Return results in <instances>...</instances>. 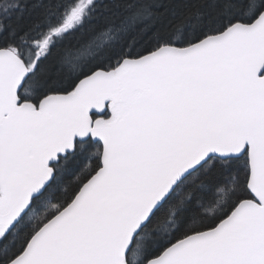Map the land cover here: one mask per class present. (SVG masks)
Segmentation results:
<instances>
[{
    "label": "snow or ice",
    "instance_id": "6c2138e0",
    "mask_svg": "<svg viewBox=\"0 0 264 264\" xmlns=\"http://www.w3.org/2000/svg\"><path fill=\"white\" fill-rule=\"evenodd\" d=\"M0 264H264V0H0Z\"/></svg>",
    "mask_w": 264,
    "mask_h": 264
}]
</instances>
